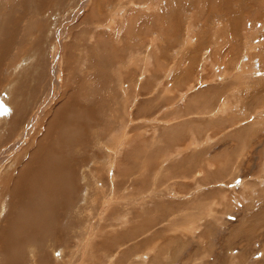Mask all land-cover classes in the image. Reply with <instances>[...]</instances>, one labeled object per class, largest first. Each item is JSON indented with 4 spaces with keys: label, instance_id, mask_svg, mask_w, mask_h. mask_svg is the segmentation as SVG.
<instances>
[{
    "label": "rangeland",
    "instance_id": "obj_1",
    "mask_svg": "<svg viewBox=\"0 0 264 264\" xmlns=\"http://www.w3.org/2000/svg\"><path fill=\"white\" fill-rule=\"evenodd\" d=\"M22 1L5 0L0 15L15 19L0 37V248L11 262L0 250V264H264V0ZM69 98L90 115L84 145L69 153L77 168L72 187L64 184L66 210L46 239L28 231L18 255L3 239L17 226L11 190L40 167L42 158L30 159L46 151L38 126ZM191 98L201 112L216 111L221 98L229 104L183 118L203 129L202 144L140 172L159 136L180 122L170 111ZM192 155L193 164L178 162ZM164 174L178 177L165 182ZM186 216L192 226L177 221Z\"/></svg>",
    "mask_w": 264,
    "mask_h": 264
},
{
    "label": "bare ground",
    "instance_id": "obj_2",
    "mask_svg": "<svg viewBox=\"0 0 264 264\" xmlns=\"http://www.w3.org/2000/svg\"><path fill=\"white\" fill-rule=\"evenodd\" d=\"M14 1V0H13ZM38 0H24L21 2L20 5H18L19 7L21 6H26V7H29L31 6L30 4L31 3H36ZM42 2V0H39ZM121 1V0H120ZM125 1V0H124ZM175 1V0H174ZM8 3L11 2V0H7ZM6 2V3H7ZM50 2V1H49ZM5 3V0L1 1L0 2V15H2L1 13L3 12L2 11V7ZM40 3V2H38ZM15 6H13V9H14V14L16 15V2L13 3ZM23 4V5H22ZM113 4V3H112ZM131 5V3H129ZM28 5V6H27ZM130 5H128L130 7ZM114 6V5H113ZM117 7V6H116ZM119 8V7H118ZM124 8V7H123ZM111 11V10H110ZM119 13V12H118ZM122 14V13H121ZM114 15V14H113ZM112 15V16H113ZM3 16V15H2ZM110 18L112 19L111 15H109ZM115 16V15H114ZM13 19L12 21L9 19L10 18ZM9 17L7 16V18L4 20V18H2L0 16V37L1 36H4L5 37V34H4V31L6 30V27L8 25V22H10V24L12 26H9L10 28L13 27V24H15L13 21H15L14 19V15L13 13H11L9 15ZM119 16H115L113 17L114 18H118ZM121 17V16H120ZM119 17V18H120ZM172 17V16H171ZM122 18V17H121ZM108 19V18H107ZM110 20L108 19V21H110V24H113V21L114 20ZM123 19V18H122ZM126 21V18L124 21H122L123 23ZM106 23V22H104ZM103 23V24H104ZM127 23V22H126ZM166 23V22H165ZM96 24V23H95ZM103 24H100L101 26ZM109 25V24H107ZM93 26V25H92ZM227 26V25H226ZM14 28V27H13ZM102 28V27H101ZM110 27L108 26V29ZM106 29V28H105ZM104 29V31H106ZM107 29V30H108ZM227 29V28H226ZM225 29V30H226ZM14 32V31H13ZM106 33V32H105ZM226 33V32H225ZM228 33V32H227ZM12 32H11V36H10V40H11V37H12ZM230 37V36H229ZM227 38V37H226ZM103 39V37H102ZM157 40V39H156ZM218 40V39H217ZM143 43V41L141 42H138L139 45H141ZM153 43V42H152ZM151 41L148 43L147 47H150L149 45L152 44ZM6 44V43H5ZM237 44V43H236ZM215 45V44H214ZM1 46V45H0ZM110 49V48H109ZM1 53V52H0ZM116 54V53H115ZM202 56V55H201ZM246 56V55H245ZM226 58V57H225ZM234 60V59H233ZM239 60V59H238ZM59 61V60H58ZM62 62V61H61ZM242 63V62H241ZM239 64V63H238ZM246 64V63H245ZM242 65V64H241ZM237 66V65H236ZM245 66V65H244ZM250 66V65H248ZM242 72L244 71L243 67H240ZM240 68L239 71H240ZM249 69V68H248ZM231 70V69H230ZM238 71V72H239ZM237 72V71H236ZM185 74V73H184ZM242 74V73H241ZM244 74V73H243ZM224 75V74H223ZM186 76V75H185ZM215 76V75H214ZM222 77V76H221ZM238 77V76H237ZM157 81V80H156ZM158 82V81H157ZM156 82V83H157ZM178 84L180 81H177ZM182 82V81H181ZM123 85V84H122ZM181 86V85H179ZM122 87V86H121ZM194 87V86H193ZM124 88V87H123ZM144 88V89H143ZM143 90H145V87L143 86ZM177 88V87H176ZM180 87H178L179 89ZM177 89V90H178ZM181 89V88H180ZM124 90V89H123ZM126 90V89H125ZM233 90V89H232ZM122 91V90H121ZM73 92V91H72ZM127 92V91H126ZM125 92V93H126ZM229 92V91H228ZM236 93V92H235ZM234 93V94H235ZM215 94V93H214ZM213 94V95H214ZM240 94V92H239ZM212 98L213 95H211V93L209 94ZM217 95V94H216ZM233 95V93H232ZM138 96V94H137ZM221 96V95H220ZM219 96V97H220ZM237 96V95H235ZM241 96V95H240ZM123 97V96H122ZM158 98L160 96H157ZM199 97H203V96H198L197 98H195V100H198L200 99ZM217 97V99L219 98ZM161 98V97H160ZM159 98V99H160ZM167 98V97H166ZM206 98V97H205ZM210 98V99H211ZM236 98V97H235ZM125 99V98H124ZM123 99V100H124ZM203 99V98H202ZM209 99V100H210ZM222 99V98H221ZM220 99V103H219V107L216 109V111H214L212 108H209L208 110L206 108H202L204 110H206L205 112H201V108L198 107V106H194V105H191V103L193 102V98L189 99L188 101V105L186 106H183L184 108H182V110H175L177 112L174 113V111H170L171 112V116H173L172 118H175V120L177 119V117L180 118V122L182 125H178L180 122H177L176 120V123H174V125L170 124H167V126H169V128L163 132L162 136L160 135L159 138H160V141H161V145L164 144V143H167L168 146H166V144H164L165 146L164 147H168L169 149H164V150H160L161 148V145H156L155 146V150H158L157 154L153 157L150 156V155H147L145 154V163H140L139 164V167H141V171L140 172H143V168L145 166L148 165V161H152L153 162V166L151 168H157L158 167V164L160 162V158L158 157H161L162 155H166V156H162V159L164 157V162L169 160V159H172L174 156H177V153L178 156L180 154H182L183 152H188V150H191V151H194L193 149L196 148L198 145L202 144L200 143L199 141L200 138H197L198 136H200L201 132L203 129H200V130H197L194 128V126L192 125L193 123H191V121L189 119H184L182 120L183 118H186V117H189L193 114L194 115H204V117H207L209 118L210 115L212 114V112H220L222 113L225 112V109L224 107H226L229 103L226 104L225 102V98H223V100L221 101ZM237 99V98H236ZM126 100V99H125ZM201 100V99H200ZM86 101V100H85ZM164 101V100H163ZM166 101H168V99H166ZM129 102V101H128ZM155 102V101H154ZM161 102V101H160ZM170 104L167 105V106H164L165 108H172L170 107L171 106V102L168 101ZM199 102V101H198ZM216 102V101H215ZM221 102H224L223 104H221ZM242 102V101H241ZM130 103V102H129ZM204 103V102H203ZM232 100L230 102L231 106L234 107L235 106V110L233 109V111H237V108L238 106L241 104H232ZM78 103L76 101H74V99H67L64 101L63 103V106L59 109L57 108L56 111H55V114L52 117L51 121H47L45 123H41L38 127V129L41 131H43V133L41 134V138L39 141H41V148L45 149L46 148V151H45V154H42V153H39L38 152V155L37 156H34L32 155L30 157V159L34 160L36 158H42L41 159V164H40V167H35L32 171H30L29 173L27 172L24 177L21 176V180L17 181L16 182V186L17 188H20L21 190L20 191H17V188L15 189L14 187L12 188L11 192L13 193L15 190H16V202L15 203H12L11 205V208H15V212H16V225H13V226H7L5 229H12L14 231L13 235L12 236H8V237H4L3 239L6 240V242H8L11 246H12V252H16V254L19 255V253H17V247L16 245L17 244H20V242H22L23 240L25 241V239L27 238L26 233H28V231L30 233H32L35 237H39L38 239L41 241L46 239L47 236L50 235V232L51 230L49 229V226L53 228V225L56 224L57 222V219L59 218V216L63 213H65L64 211L66 210V202H67V198H68V190H65L64 188V184H67L70 186V188L72 187L73 183H74V174H75V170L77 168V162L75 161V157L70 153V150L72 151L74 148H76L78 145H84L83 144V140H80V139H83L81 137L87 135V132H84L85 130H83V126H84V123L88 121V117L90 115V111L89 110H86L88 109L87 108V105H77ZM208 104V103H207ZM214 105V104H213ZM212 105V106H213ZM234 105V106H233ZM176 106V105H173V107ZM211 106V107H212ZM157 107V105L155 106ZM203 107V106H202ZM241 108L244 107V112H245V105L241 104L240 105ZM86 108V109H84ZM164 108V109H165ZM93 109V108H91ZM159 109V108H158ZM199 111V112H198ZM127 113V111H125ZM140 112V111H139ZM238 112V111H237ZM93 114V112H92ZM108 114V113H107ZM106 114V115H107ZM246 114V113H245ZM259 114V113H258ZM168 116V115H167ZM244 116V115H243ZM37 117V116H36ZM83 117H86V118H83ZM109 117V116H108ZM167 118V117H166ZM171 118V119H172ZM235 118V117H234ZM241 118V117H240ZM170 119V120H171ZM244 119V118H243ZM92 120V119H91ZM104 120V119H103ZM130 120V119H129ZM157 121H155L156 123H158L160 121V118H156ZM135 122V121H134ZM142 122V121H141ZM146 122V121H145ZM160 123H163V122H160ZM99 124V123H98ZM206 124V123H205ZM205 124H203L205 126ZM88 126V125H87ZM91 126V124H90ZM125 126H127V124H125ZM85 127V126H84ZM128 127V126H127ZM126 127V128H127ZM157 127V126H155ZM206 127V126H205ZM217 127V126H216ZM162 129V128H160ZM141 130V129H140ZM127 131V129L125 130ZM157 131V130H156ZM91 132H93V126L91 128ZM90 132V133H91ZM239 132V131H238ZM248 132V130L246 131ZM89 133V134H90ZM94 133V132H93ZM101 133V132H100ZM241 133V132H240ZM249 133V132H248ZM107 134V133H106ZM109 134V133H108ZM113 132L111 133V138L113 139L115 136L112 135ZM123 134L125 135L126 132ZM246 134V133H245ZM242 135V134H241ZM203 137V136H202ZM205 137V136H204ZM246 137V135H245ZM124 137H122L123 139ZM128 138V136H127ZM127 138L125 140H127ZM153 138V137H152ZM155 139L156 138V135L154 136ZM206 138V137H205ZM204 138V139H205ZM209 138V137H208ZM111 139V140H112ZM117 140V138H114ZM132 139V138H131ZM203 139V140H204ZM242 139V138H241ZM206 140V139H205ZM205 140L203 142H205ZM114 141V140H113ZM102 142L104 143V141L102 140ZM106 142V141H105ZM119 142V140L117 141ZM117 142H115L117 144ZM111 143V142H110ZM114 143V144H115ZM200 143V144H198ZM209 143V142H208ZM115 144V145H116ZM180 144L182 146H180ZM204 144V143H203ZM99 145V144H98ZM113 145V144H111ZM113 145V146H115ZM146 146V145H145ZM193 146V147H192ZM107 150H111L109 147H106ZM106 150V151H107ZM160 150V151H159ZM169 150V151H168ZM190 151V152H191ZM159 154V155H158ZM190 156V155H189ZM193 156V155H192ZM205 156V155H204ZM194 158V156H193ZM196 158V157H195ZM193 159V162L191 160L192 163H190V161L188 162V160H184L183 159H180L178 160V162L180 161L181 163L184 162L186 165H191L194 163V160L196 162V159ZM192 159V158H191ZM190 160V159H189ZM203 160V158H202ZM205 160V159H204ZM156 161V162H155ZM80 162L82 163V161L80 160ZM112 162V161H110ZM155 162V164H154ZM162 162V163H164ZM172 162V161H171ZM178 162L174 165L177 166ZM188 162V164H187ZM109 163V162H108ZM161 163V164H162ZM152 164V163H151ZM160 164V165H161ZM183 164V163H182ZM206 164V162H205ZM150 165V163H149ZM155 165V166H154ZM164 165V164H163ZM207 165V164H206ZM161 167V166H159ZM109 168V167H108ZM183 170V169H181ZM186 170H189L186 168ZM200 170V169H199ZM153 171V169L151 170ZM160 172V171H158ZM162 172V171H161ZM160 172V173H161ZM187 172V171H186ZM196 172V171H194ZM142 173V175H143ZM199 173V172H198ZM203 173V172H202ZM200 173V174H202ZM154 174V172L152 173ZM156 174V173H155ZM155 174L153 176H155ZM192 174V173H191ZM148 175V174H147ZM157 175V174H156ZM162 175V174H161ZM152 176V177H153ZM178 176H182L181 172L178 174ZM178 176H167V175H163V179L161 178V180H165V182L169 181V180H172V179H176ZM196 176V174H195ZM151 177V176H150ZM156 177H160V176H156ZM191 179L193 176H190ZM23 178V179H22ZM194 178V177H193ZM196 179V178H195ZM155 180V179H153ZM160 179L157 180V183L161 182L162 184H159L160 185H163V182L161 181ZM167 180V181H166ZM180 180H184V179H180ZM186 180V179H185ZM144 181V180H143ZM156 181V180H155ZM155 181H152V184L153 182ZM51 182V184H50ZM175 182V180H174ZM173 182V183H174ZM171 183V182H170ZM176 183V182H175ZM174 183V184H175ZM8 184V183H7ZM156 185V184H155ZM180 185V184H179ZM141 186H143V184H141ZM157 186V185H156ZM158 186V187H159ZM74 187V186H73ZM166 187H168L166 185ZM144 188V187H143ZM142 188V189H143ZM155 188V187H154ZM171 188H174L171 187ZM158 189V188H157ZM169 189V188H168ZM179 189V187H178ZM146 189H143V191H145ZM140 188V192L142 194H144ZM153 191H156L155 189H153ZM175 191V190H174ZM176 194H179L180 195V192L178 191V193H175V192H172L170 193V197L171 198H174V197H178ZM95 195V194H94ZM183 195V194H181ZM144 196V195H143ZM136 197V196H134ZM128 199L131 198V196H128L127 197ZM169 198V197H168ZM170 198V199H171ZM133 199V197H132ZM143 203L141 200H139V207L140 209H143L144 208L142 207V204ZM72 204V203H71ZM74 204V202H73ZM76 204V203H75ZM75 204L73 206V208L75 207ZM69 207H70V203H68ZM181 205V204H180ZM191 205V204H190ZM189 205V207H190ZM175 206H179V205H174ZM172 207V206H171ZM167 208V207H166ZM186 209H188V206L184 207ZM179 209V208H178ZM180 210V212H186L188 210ZM142 210V211H143ZM68 211V210H67ZM154 211V210H152ZM152 211H149V213L152 215ZM173 210H171L170 212H172ZM128 212V211H127ZM11 214V213H10ZM57 214H60V215H57ZM176 214V213H175ZM174 214V215H175ZM196 217V216H195ZM11 219L13 220L14 219V210L12 209V216H11ZM190 218H188L187 216L184 217V219H180V220H177L179 223H182L183 225H187V226H192L193 223L195 222H191L189 221ZM195 219V218H194ZM145 221V220H144ZM195 221V220H194ZM65 222V221H64ZM198 222V220H197ZM58 223V222H57ZM142 224V223H141ZM145 224H147L145 222ZM144 224L143 228L146 227ZM174 224H175V221H174ZM67 225V224H66ZM148 227V226H147ZM142 228V226H141ZM139 228V229H141ZM142 228V229H143ZM170 228V227H169ZM45 230L46 232L48 233L47 235H45ZM146 230H148L146 228ZM145 230V231H146ZM36 231V232H35ZM50 231V232H49ZM23 232V233H22ZM29 233V234H30ZM52 234V233H51ZM45 235V236H43ZM43 236V238L41 237ZM54 238L56 236L52 235ZM53 238V239H54ZM58 238V237H56ZM55 238V240H56ZM30 242L27 244L29 246H34L32 243V240H29ZM41 241H36V242H41ZM60 241V240H58ZM57 241V242H58ZM26 243V242H25ZM59 243V242H58ZM32 244V245H31ZM26 245V244H25ZM155 245V244H154ZM18 246V245H17ZM150 246V245H149ZM22 248V247H21ZM30 248V247H29ZM16 249V250H15ZM19 249V248H18ZM2 254H3V257L4 258H8V260L6 262H10L9 260V251L6 250L5 248H0ZM21 250V249H20ZM22 251V250H21ZM12 254V253H11ZM147 254V253H146ZM33 256V255H32ZM144 256V255H143ZM146 256V255H145ZM20 257V256H19ZM16 258V256L14 257ZM40 261V260H39ZM57 262V260H56ZM147 262V261H146ZM11 263V262H10ZM5 264V263H4Z\"/></svg>",
    "mask_w": 264,
    "mask_h": 264
}]
</instances>
